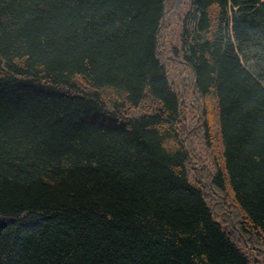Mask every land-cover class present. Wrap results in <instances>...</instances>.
<instances>
[{
    "label": "trees",
    "instance_id": "obj_1",
    "mask_svg": "<svg viewBox=\"0 0 264 264\" xmlns=\"http://www.w3.org/2000/svg\"><path fill=\"white\" fill-rule=\"evenodd\" d=\"M169 1L0 0V264H264V0Z\"/></svg>",
    "mask_w": 264,
    "mask_h": 264
},
{
    "label": "rangeland",
    "instance_id": "obj_2",
    "mask_svg": "<svg viewBox=\"0 0 264 264\" xmlns=\"http://www.w3.org/2000/svg\"><path fill=\"white\" fill-rule=\"evenodd\" d=\"M187 1L188 0H170L169 1V6L167 8V17H166L168 26L164 27L163 38L169 39V41H175L174 38L177 33V29H176L177 23H178L180 14L183 13L185 8L187 7ZM166 64L168 67V75L170 79L173 80L174 86L177 87L179 90H182L183 98L188 99L191 95V90H192L191 73L189 69L186 68V66H184L183 64H180L179 62L173 61V60H167ZM187 110H188V117L190 121V119H192L190 116H193L194 114V109L192 105L188 106ZM185 122L188 125L189 123H191V122H188L187 120H185ZM188 133L190 137V146L192 147L191 148L192 152L194 153V156L198 157L199 165L204 166L208 169H211L213 167V163L211 161V152H212L211 147L206 145L202 141L201 136L198 132L190 130ZM214 200H215V197H212L211 201L213 202ZM215 204L216 203H214L213 205ZM224 208L230 211L231 208L233 209L234 207L229 203ZM226 216L230 217L231 215L226 214ZM257 257L259 258V263L264 262L262 261L261 255H257Z\"/></svg>",
    "mask_w": 264,
    "mask_h": 264
},
{
    "label": "bare ground",
    "instance_id": "obj_3",
    "mask_svg": "<svg viewBox=\"0 0 264 264\" xmlns=\"http://www.w3.org/2000/svg\"><path fill=\"white\" fill-rule=\"evenodd\" d=\"M255 250V249H254Z\"/></svg>",
    "mask_w": 264,
    "mask_h": 264
}]
</instances>
